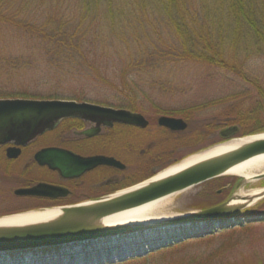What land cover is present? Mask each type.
<instances>
[{
    "label": "rangeland",
    "instance_id": "374dc122",
    "mask_svg": "<svg viewBox=\"0 0 264 264\" xmlns=\"http://www.w3.org/2000/svg\"><path fill=\"white\" fill-rule=\"evenodd\" d=\"M135 1L139 0H133L130 6L126 3L123 8V0H120L115 9L109 8L107 2L101 3V12L94 23L105 26L117 41L116 46H120L118 49L108 43L105 50L101 48L103 52L96 61L97 68L106 74L105 78L114 83L110 87L103 83L91 85L71 81L73 85H70L55 81L46 69L52 67L49 64L55 56L43 54L40 57L39 46L18 32L16 24L24 26L29 20L47 25L46 20L50 18H55V22L64 18L66 24H77L83 0H0V11L21 15L15 25L0 26V88L8 86L12 91L17 88L15 93L36 94L47 100L53 97L54 88L60 86L66 92H84L90 100L97 98L104 103L102 105L115 107L125 97L117 86L138 84L139 87L130 91L136 98L138 113L150 120V126L143 132L122 135L118 139L119 146L113 148L114 153L125 156L120 144H128L135 152L144 153L151 151L148 147L153 145L154 159L150 166L155 168L150 173L141 170L131 184L136 186L193 154L251 136L246 132L259 127V120L264 126V0H254L253 6L250 0H244L246 14L253 17L255 26L234 8L237 0H189L194 6L192 12H199L197 30L207 31L204 34H208L209 40L223 52L231 70L173 58L172 50L182 51L185 41L176 32L173 18L155 0H149L151 4L136 2V6ZM119 9H124L125 13ZM153 48L159 52L152 55ZM29 61L34 63H24ZM40 69L47 72H39ZM82 70L96 73L87 67ZM230 110L234 111V117L246 120V127H239L241 131L228 140L221 133L227 129L223 116ZM169 112L176 116H168ZM185 112L193 115L189 121L181 116ZM162 116L183 119L189 127L177 135L169 134L158 125ZM135 156L136 153L129 151L125 157L131 160ZM148 157L143 155L144 159ZM155 160L161 161L155 165ZM256 189H264V180L247 181L225 176L170 196V205L161 207L158 213L179 218L196 212V207L206 210L236 196L252 194ZM258 203L262 204L259 209H264V199L253 207ZM253 207V213L246 210L241 214L252 217L256 212ZM243 216L245 220L242 221L170 223L77 245L68 249L67 255L53 251L47 255L53 261L29 260L35 262L31 264H264V221L250 223ZM123 242H130L131 246ZM67 256L74 258L68 261L65 260Z\"/></svg>",
    "mask_w": 264,
    "mask_h": 264
},
{
    "label": "water",
    "instance_id": "95a60500",
    "mask_svg": "<svg viewBox=\"0 0 264 264\" xmlns=\"http://www.w3.org/2000/svg\"><path fill=\"white\" fill-rule=\"evenodd\" d=\"M69 117H79L92 121L99 126H111L114 123H122L145 129L149 125L148 120L142 114L86 102L25 99L0 100V145L10 142L25 145L45 131L54 129L59 120ZM158 124L160 127L172 132H185L189 127L185 120L168 116L160 117ZM238 132V127L228 128L221 133V136L230 140ZM84 134L90 136L92 132L87 131ZM254 136L261 138L244 143L233 150L196 162L168 176L155 180L153 177L143 182L146 184L142 186L139 185L143 183L95 202L55 208L59 211V214L51 220L25 225L0 224V264L4 262L16 263L17 261L21 262L37 257L42 258L41 253L45 250L51 252L61 250L64 254H68V249H72L77 245L93 243L128 233L142 232L170 223H212L224 219L236 220L240 213L252 208L258 201L264 199V195L257 202H253L252 199L244 196L246 197L244 198L245 203L232 204L234 199L241 197L236 196L221 205L202 211L197 210L189 215L175 218V220L160 223L159 226L155 227H144V225L139 224L110 225L104 222L105 219L114 215L140 208L154 201L228 176L227 173L235 166L264 154V133L238 139ZM47 152L49 153L50 151ZM73 160L80 174L101 165L124 167L116 159L104 156L92 158L74 156ZM71 162L73 163V161ZM57 168L62 169L60 165L56 166ZM261 179H264V173L255 176L252 181ZM43 188H46V186L41 185L22 193L33 195ZM258 216L248 219V221H257L264 218V212ZM9 217L11 216L2 217L0 220Z\"/></svg>",
    "mask_w": 264,
    "mask_h": 264
},
{
    "label": "flooded vegetation",
    "instance_id": "af4514ba",
    "mask_svg": "<svg viewBox=\"0 0 264 264\" xmlns=\"http://www.w3.org/2000/svg\"><path fill=\"white\" fill-rule=\"evenodd\" d=\"M148 122V127L142 129L122 123L99 126L89 120L69 117L59 120L54 129L45 131L25 145L16 142L0 145V218L95 202L120 192L118 190L123 191L135 186L131 184L140 176L141 170L146 169L150 173L155 168L150 166V161L154 159L153 145L148 147L151 151L144 153L145 151L138 150L135 152L128 144H120L125 156L129 151L136 153L131 160L117 152L114 153L113 148L119 146L118 139L122 135L148 129L150 120ZM161 129L169 134H176L166 128ZM87 131L92 134L85 135ZM143 155H148V159H144ZM74 156L110 157L124 167L101 165L80 174L74 164ZM155 161L156 165L161 160ZM58 165L62 169H56ZM133 165H136V168H132ZM41 185L46 188L36 194L22 193ZM262 212L264 209L256 211L255 214ZM227 220L232 219L219 222ZM259 221H264V218Z\"/></svg>",
    "mask_w": 264,
    "mask_h": 264
},
{
    "label": "trees",
    "instance_id": "16d2710c",
    "mask_svg": "<svg viewBox=\"0 0 264 264\" xmlns=\"http://www.w3.org/2000/svg\"><path fill=\"white\" fill-rule=\"evenodd\" d=\"M132 1L133 0H123V8L125 7L126 3H128V5L130 6ZM250 1L253 6L255 4L254 0ZM83 2L82 8L79 11V15L77 16L80 18V20L78 21L79 23L77 22V24L70 25L74 22L66 24L64 18H62L60 22H55V18H50L48 19V21L46 20V22H48L47 25L38 24V22L29 20L28 22H26L27 25L24 26H20L18 23L16 24L18 27V32L21 34L22 37H24L25 39L27 38L30 43L32 42L33 44L39 46L38 55L40 57H42L43 54L47 57L55 56L54 58L56 61H51V64H49L52 67L46 68L48 70L49 75L55 81L67 82V84L70 83V85H73L71 81L91 85H98L99 83H103L104 85L108 84L110 87H112L114 86V83L108 78H105L106 74L101 71V68H97L96 61L97 58L101 56L100 54L103 52H100L101 48L102 50H105L108 43H111L112 46H115V48L118 49L120 46H116L117 41L109 35V30H107L105 26L99 25L98 23H94L97 17H99L98 12L102 8L101 3L107 2L109 8L115 9L114 6H116L117 8L119 6L120 0H83ZM136 2H138V4H140L141 2L143 4H151L149 0H139L134 2L135 6ZM155 2L158 4L159 7L164 8L166 12L170 14V18H173L172 24L175 27L176 32L178 33V35H182L185 39V41H183L185 49L183 48L182 51H180L179 53H177L176 50H172L174 51L173 58L181 60L185 63L193 62L200 65H209L218 69L231 70L232 66L226 61L223 52L216 46H214L212 41L209 40L210 37L208 38V34H204V32L207 31L204 30L203 32V30H197L196 19L199 16V12L197 10H194L192 12L194 8L193 4H191L192 2H190L189 0H155ZM245 4L246 3L244 0H237L234 8H236L239 13L244 15L246 20L250 24L255 26V23L253 22V17L248 16L246 14ZM2 11H0V26L15 25L16 20L21 17V15L4 13L9 11ZM119 11L125 13L124 9H119ZM175 16H177L178 19L174 20ZM77 17H75V21L78 19ZM111 18L113 17L111 16ZM23 32L24 34H26L25 36H23ZM166 50V52L169 51V49ZM155 52H159L157 48H155V50L154 48L151 50L152 55H154ZM16 63L19 64L20 61H17ZM24 63L33 64L34 62L29 61ZM84 67H87L90 70H94L96 71V73L93 74L89 72H83L85 71L82 70L84 69ZM50 70H52L53 74ZM43 71L44 70L40 69L39 72ZM24 72L26 71H23V73ZM48 73H46L45 75L47 76ZM17 86L22 87L18 84ZM5 87L7 88H0V100L41 99V97L36 96V94H27L23 92L15 93V91H17V88H15L16 90H13V92L8 86ZM117 87L120 88V93L123 94L125 97L122 101L118 103L117 106H115V108L128 109L133 112H140L136 104V98L133 97V93L132 91H130L132 88L135 89L139 87L138 84L133 82L129 85L126 83L122 87ZM51 93L53 97H48L47 99H67L74 100L77 102H89L101 105L104 104L101 103L100 100H96L97 98L93 100L88 99L89 97H86V93L84 92H66L64 91V88L60 86L54 88L53 92ZM63 96L68 97L65 98ZM233 110L235 111L234 108ZM233 110H230L223 116L225 119V127H238L239 131H241L239 127L245 128L246 120H244V118L242 117H234L232 115L234 113ZM167 115L176 116L174 112H169L167 113ZM181 116L185 120L189 121L191 116L193 115L191 113L188 114V112H185L183 114L181 113ZM258 123L259 127H256L252 131L246 133H250L249 135L264 133V126H261L262 122L259 120ZM177 134L179 133H176V135ZM198 134L201 135L202 133L199 132ZM261 205L259 204L254 209L261 208ZM51 253V251L45 250L42 251L41 254L49 255Z\"/></svg>",
    "mask_w": 264,
    "mask_h": 264
},
{
    "label": "bare ground",
    "instance_id": "6f19581e",
    "mask_svg": "<svg viewBox=\"0 0 264 264\" xmlns=\"http://www.w3.org/2000/svg\"><path fill=\"white\" fill-rule=\"evenodd\" d=\"M258 138L261 137L254 136V137H247L244 139L232 140L231 142L221 144L209 150L192 155L186 160L182 161L181 163L176 164L164 170L163 172H160L157 176L154 177V180L178 172L179 170H182L196 162L233 150L244 143L256 140ZM261 173H264V154L256 156L244 163L235 166L227 174L228 176H236L239 178H243L245 180H252L255 176ZM144 184L146 183H143L139 186H142ZM263 195H264V189H256L252 194L247 195V198L252 199L253 202H257L258 200L262 199ZM169 198L170 197H166L154 201L152 203H149L140 208H136L133 210L123 212L118 215H114L112 217L105 219L104 222L110 225L139 224V225H144V227L159 226L160 223H164L170 220H175V218L171 216H166V215H162V213H158L161 207L170 205V202L168 200ZM244 198L246 197L243 198L237 197L232 201V204H237V203L243 204L246 202ZM58 214L59 211L57 209L40 211V212H30L27 214L5 218L4 220H0V224H16V225L33 224L37 222H44L51 220L52 218L56 217ZM116 244L120 245L121 243H116ZM123 244H125V246L127 245L131 246L130 242H128V244L126 242H123ZM54 259H61V258H54ZM36 261H43V260L38 259Z\"/></svg>",
    "mask_w": 264,
    "mask_h": 264
}]
</instances>
